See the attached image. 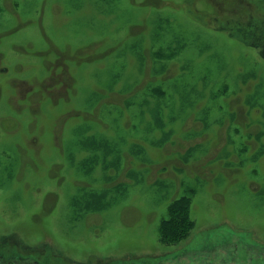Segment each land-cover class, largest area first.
<instances>
[{
  "label": "rangeland",
  "instance_id": "1",
  "mask_svg": "<svg viewBox=\"0 0 264 264\" xmlns=\"http://www.w3.org/2000/svg\"><path fill=\"white\" fill-rule=\"evenodd\" d=\"M263 38L264 0H0V234L77 263L205 247L261 264ZM80 159L101 160L119 194L79 196L83 212L58 224L67 212L44 213L42 181ZM182 196L194 226L161 240Z\"/></svg>",
  "mask_w": 264,
  "mask_h": 264
},
{
  "label": "crops",
  "instance_id": "2",
  "mask_svg": "<svg viewBox=\"0 0 264 264\" xmlns=\"http://www.w3.org/2000/svg\"><path fill=\"white\" fill-rule=\"evenodd\" d=\"M89 139H91V137H89ZM108 144L113 145L111 142H108ZM13 160L18 163V157H16ZM30 160H34V158H26L25 160H23L22 163L23 167L22 164L21 165L19 163L17 164V171H18L17 174L22 176V178H23L24 169H25V175L27 177H28L27 173L37 177V173L32 168ZM74 161H73L74 162L73 167H69V166L65 167V162L63 161L61 162L54 161V162H58L54 164V167L59 168L60 173L59 174L48 173L46 175L47 179L43 180L41 184L45 192L48 191L47 194L45 193L44 195H42L43 198L41 201L42 210L44 211V213L47 212L49 217H54V215H58L59 210L67 212L63 216L62 220H60V218H57L56 221L58 224H63L65 221H67L69 226L75 219V216L78 214L80 215L83 212L81 210L80 202L78 200L79 196H83L84 201L100 200L101 202H103V198L106 197L103 193L110 194V196H115V194H119V184L115 186L117 188L114 189L111 188L108 175H106V172L103 173L101 172V170H105V168L101 166L102 163H98V162H102L101 160L92 163H87V159H83V160L80 159ZM18 165L22 169L21 171H19ZM73 171H76V173H73ZM113 175L119 176V174H113ZM92 194H99V197L95 199H91L90 195ZM106 204L110 206L108 202H106ZM99 208L106 209L107 207L104 204L103 206H99ZM40 209H38L37 211H39ZM85 217L86 219L88 218L87 215H85ZM7 235L9 234L2 233L0 234V237ZM11 237H15L16 238L15 241H17L19 245L21 246L24 245L27 248H33L40 244V243H37L35 245L27 244V242L25 241L27 240L26 238L27 236L23 234H21V236L15 235ZM47 237L49 236L47 235ZM42 243L46 244V242H42ZM15 250H16L15 248L12 249L13 252ZM43 250L46 256L54 257L56 255L54 259H59L60 261H62V264L67 263L59 256H63L67 258L68 249L64 248L59 243H55L52 245L46 244L43 247ZM14 259L15 258L12 257V260ZM67 259L73 264H87L89 262L96 263L95 259H91V258L84 263L74 262L69 257ZM16 260L19 261L20 259H16ZM36 261L38 263V259H36ZM19 262L21 264L23 263L22 261Z\"/></svg>",
  "mask_w": 264,
  "mask_h": 264
},
{
  "label": "flooded vegetation",
  "instance_id": "3",
  "mask_svg": "<svg viewBox=\"0 0 264 264\" xmlns=\"http://www.w3.org/2000/svg\"><path fill=\"white\" fill-rule=\"evenodd\" d=\"M119 174V172H117ZM15 237H11L9 235L0 237V264H21L19 261H22V264H59V259H54V257L46 256L44 254L43 247L46 245L44 243H40L39 245L33 247V248H27L26 246H21L15 241ZM204 247V245H202ZM15 248L16 250L13 252L12 249ZM205 248V247H204ZM194 252V251H193ZM193 252L188 253L185 251L183 254L180 255H168L165 259L162 257L155 262L150 260H142V259H134L129 258L125 259L123 262L119 261H112L108 264H134V263H140V264H172L173 261H175L177 264H184L186 260L193 259L195 254ZM191 253L193 255H191ZM12 257L15 258L12 260ZM67 263L70 262L67 258L63 256H59ZM16 259H20L17 261ZM38 259V263L36 261ZM17 261V262H16ZM73 264V263H72ZM87 264H102L101 262L92 263L89 262Z\"/></svg>",
  "mask_w": 264,
  "mask_h": 264
},
{
  "label": "trees",
  "instance_id": "4",
  "mask_svg": "<svg viewBox=\"0 0 264 264\" xmlns=\"http://www.w3.org/2000/svg\"><path fill=\"white\" fill-rule=\"evenodd\" d=\"M253 26V28H259L257 26V24L255 22L251 23ZM258 34H254L250 39H253V37L256 39L259 35V32H257ZM264 41V38H263ZM250 42V40H249ZM190 203L191 200L189 197L186 196H182L179 197L175 200H173L167 207V219L164 220L160 227H159V234L162 240V236L164 237V233L166 231L167 228H169V231L171 232V234H173L174 232H180L182 233L181 237H184L182 239H185L187 236H189L194 224L191 222L190 219ZM169 232V233H170ZM173 235H171L172 237ZM179 243V242H178ZM264 247V246H263ZM233 248L227 247L225 246L223 249H217L214 250L218 251L217 254H224V250L226 253H228V255L231 253V251ZM184 253V250H183ZM182 253V254H183ZM190 253V252H188ZM195 254V255H193ZM193 254L191 253V255L195 256L193 259H187L186 262L184 264H218L220 260L215 259L214 257H212V251H209L205 248H203L200 251H194ZM155 262V261H153ZM59 264H62V261L59 262ZM65 264H72V263H65ZM122 264V263H121ZM134 264H140V263H134ZM172 264H177L175 261L172 262ZM261 264H264V257H261Z\"/></svg>",
  "mask_w": 264,
  "mask_h": 264
}]
</instances>
